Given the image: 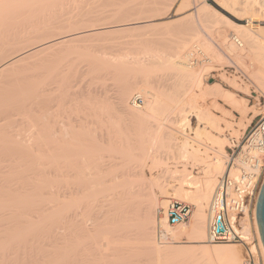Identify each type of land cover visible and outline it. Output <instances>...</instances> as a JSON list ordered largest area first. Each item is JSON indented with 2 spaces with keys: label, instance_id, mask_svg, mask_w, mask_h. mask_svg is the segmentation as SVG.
Masks as SVG:
<instances>
[{
  "label": "bare ground",
  "instance_id": "obj_1",
  "mask_svg": "<svg viewBox=\"0 0 264 264\" xmlns=\"http://www.w3.org/2000/svg\"><path fill=\"white\" fill-rule=\"evenodd\" d=\"M165 1L166 0H117L116 4H109L111 7L115 5V10L105 13L107 12V10H104V12L90 10L92 9L93 5L98 4L99 6L100 3L104 5L103 0H0L1 110H3L4 113H8L11 110L17 111V109H21V111L24 112L23 110L27 107V103H36V101H39L43 98L45 99L46 96L50 97V94L53 95L56 90L60 91L63 89L62 91H60L61 93L65 90L66 91L64 93H69V91L70 93L72 92L71 90H69L72 88L71 66H68L65 69L61 68L62 66H56L53 69L51 68V71L49 70L48 72H46L47 74L45 73L40 77L30 76L28 77L27 83H25V85L23 83H18L20 81L23 82V80H21L22 76L21 79H18L19 73L18 75L17 73L15 75L11 73L14 69L18 68L19 66L22 67V64H24V66L26 64L34 66L35 64L39 65L42 63L44 64L45 62L49 63L51 59H54L51 58L52 55L53 57L56 56L58 50H60L61 52L62 48L65 49L64 47L68 48L72 45H75V48H77L76 45L80 42H83L84 39L85 42H88L86 41L87 38L93 39V37L95 38V36H100L106 33L109 34L119 32L121 33V31H134L140 28H146L150 25H157L149 23L152 20L162 17L161 14L154 15L153 13L158 12L165 4ZM193 1L194 4H196L194 5L192 13L189 14V17L187 16L188 18H186V16L184 17L179 28H176V30L172 32H167L166 35L164 34V38H161L160 45L157 43V41H150L151 39H147L149 41H146L140 39L139 37L138 39H136L141 41H139V43L137 42V44L134 43L138 46V48L136 47V51L132 50L130 51V53L128 51V54L122 57H119V55L118 57L115 55L117 58L115 56L111 57L114 59L116 58L119 61L117 62V65L118 63L120 65V67H118L121 69L122 66L124 67V69L126 68L130 73L129 75H131V72H134V70L137 71L136 75L130 76V78L135 77L134 79H136V81H133L134 79L129 78L127 84L121 85L115 90L114 104L116 107H111V109H115V111L117 110L116 112H118V116L120 115L119 118H113V115L111 114L112 110L109 111L108 106L106 107L108 110L105 108L107 110L106 113H108L109 111V114L111 115L105 114V118H103L104 114L102 115L101 112L103 113L105 111V109L103 111V108L104 106H106L105 102H107L106 100H108V97H106V92L103 93L97 91L98 93H101L97 94L94 90L93 92L88 93V95L84 98L83 96H80L79 98L74 97L76 98L74 104L75 108L73 107L75 112L73 111L74 113H72L75 114V119L74 117H72V124L68 121V123L66 122L64 124H61L62 126H60L55 119L56 117L53 120L46 113V115H37V119H39L40 123L37 126L38 128H36V131L33 133L35 136L34 143L40 146L41 150L39 151L40 153L35 157L36 162L34 164L37 165L38 161H49L52 164L53 168L55 167L54 169L56 170V173H53L55 176H52L51 178L52 181H49L51 182L50 184L52 185V182L53 185L56 183L60 184L61 188H65V193L62 192L64 193L63 195H65L67 192V194H69L70 196L65 195L66 197L64 198H66L67 200H64V198L61 199L62 196H59V194H62V190L59 191L60 193L57 191V187H59L60 185L51 186L49 183L45 182L47 181V179H38L42 181H38L37 179H35L37 180L35 181L36 184L38 183L39 186H33L39 188L41 185L40 188L42 190L33 187V189L31 188L32 190L30 192V189L27 188H29V185H31L30 187H32V184H35L34 181H31L33 183H28L29 185L27 184L28 187L26 185L25 189H23L24 187H21L20 185L13 190L9 189V187L11 188V186H8V181L6 183L1 182V184L4 183L6 187L3 185L2 188L0 187V193L2 191L0 195V218L2 220L0 219V223H2L1 221H6L7 219L9 220L10 215L7 216L8 214L4 213L6 209L11 211V208L16 209L18 207L16 205H19L20 208L18 207L19 209L17 208L15 210L16 213L15 211H13V214L15 215L11 213L12 211H9V213L13 215L11 216L13 217V219L10 217L11 224L15 222H12V220H15V217L17 219V216H19L18 219L22 218L20 221L22 224L24 221L25 225L17 223V221L19 220H16V226L19 224L18 227L21 226L23 230L20 231L18 229V232H16V227L13 228L16 229V231L11 227L10 232L13 233L12 235L10 234V232H8L9 230H7L8 234L7 236H4L7 241L6 243L4 241V237H2L3 234H1L3 232L0 233V237H2L4 241H2V238L0 239L3 242H0V262H2L1 257H3L5 261H8L7 258H5L4 254L5 252H7L8 255L7 249L9 250L10 245L15 244L16 240L23 241V239H25L27 243V238H30L32 233L34 234L35 232L34 235L32 234L33 237L37 235L36 229H38L39 233L38 237L36 238L39 239V236H43L42 232L44 231V228H46L47 231V225L49 228L50 221H53L50 227H52V224L54 229L55 226L56 229H58L57 227L60 226L59 230H61V228L64 226L69 227L71 223V226L69 228H71L72 231V221L70 219L71 222L68 223V218L76 216L75 213L80 211L81 209L84 210L79 206L86 208L87 205L91 203L90 201L92 200L93 196L95 197L96 195H100L99 198H102L101 201H99V199L96 200L98 198L96 196V203L94 199L92 200V203H95L96 207L100 206L98 205L100 203L102 205V208L103 206L108 207V210L106 209L107 212L105 211V215L108 220L106 219V221L104 222V225L108 226L107 231H104L101 234V236L99 237L100 239H93L94 235L96 237L97 234V232L95 231L97 227V219L96 221L90 219L93 220L91 228H88L85 224L86 221L90 218L89 217L88 219H86V216H89V212L92 208H94L93 205L95 204L92 203L91 205L93 207L89 205V207L91 206V209L89 208V210L85 213L84 211L86 210L83 211V213L85 214V216L84 214L83 216L85 218L82 216L83 218L80 219L79 223L76 222L77 220H75L76 226L73 229L76 239L82 237L84 240L86 237L88 238V236H91L87 241L91 239V242H93L91 244L95 246V250L92 251H94V254L97 252L96 254L98 256H96L95 254L96 258L99 257V259L97 260L94 259L95 262H93L95 264L96 262L98 263L99 261L102 262V260H105L104 251L106 252L108 250H111V252L109 253H111L110 256L112 257L117 252L120 253L119 250H125L126 252V248L124 245L128 241H130V239H138L142 243L148 245V251L152 252V254L154 255L156 264H163L167 261L169 263V260H179L180 258L181 262L182 259H184L183 262L186 264H245V262L242 261V253L240 254V250L239 248H237L235 243H230L229 245L223 246H210L206 242L208 224L212 219V214L210 212L209 206L215 190L217 178L226 172L228 156L226 154L225 148L236 145L240 138V134L234 131V134H232L235 136V139H232L233 135H231L232 137H228L227 135H225V129L232 128V122L225 120V117H228L230 120L234 117L232 116V114H230V112H227L222 105L227 106L229 109L235 111L240 116V119L237 123L238 126L244 125L243 121L247 119V114L252 110L254 111L252 113L255 114L250 117L251 120H253L254 116L260 113H264V108L261 106L259 101H257L258 99L255 100L252 105H247L246 100H244L243 98L237 99L234 92L240 91L245 95H248L249 92L248 88L241 87L240 84L238 85L235 81H233L234 79L232 81L229 79L226 80L222 75L226 80V82L224 81V83L228 84L229 89H225L217 83L208 84V74L206 75V72L209 69L208 64H211L213 59L215 61L225 60L227 62L234 63L237 67L240 65L244 69L245 66L243 67V61L248 60V62L250 63V67H252V70L248 72L247 76L255 85L257 92L264 96V27L253 28L252 26L253 20L256 17H264V0H242L241 2H238V0H213L220 8L233 15L238 20L243 21L247 19L246 25H240L232 22L227 17L215 10L205 0ZM69 2H71L72 5L76 4L79 11L77 10L75 12L74 9L75 13H72V11L70 12V10L72 9L69 8L70 10H68L67 7ZM187 3L188 0H181L180 6L183 7V5ZM237 4L239 5V8H235V5ZM76 5H74V7L72 8H76ZM189 5L192 6L191 3ZM187 7L189 6L187 5ZM32 16L38 17L39 19H31ZM112 17L131 19L129 22H126L128 20H123L119 21L120 23L118 24H111L104 27L102 26L74 31L77 30L76 28H78L76 26H82V24L84 25V23L99 22L103 19L107 20V18ZM262 21H264V18L262 19ZM221 24H226L224 25L225 27L227 25L230 26L232 29V31H230L232 33L230 31L226 33L223 28L221 29ZM71 28H74L72 32L68 30ZM63 30L68 31L64 33L59 32ZM56 32H59L61 35L56 37L51 36L52 38H45ZM213 33H215L216 35H213ZM212 35L217 38L216 40L217 42H219L218 45L213 41V38L211 37ZM232 37H235L240 41V47L234 44V42L232 41ZM38 39L42 40L40 43L35 45V41ZM32 41L35 42V46H33L32 48L23 51L22 49H18L22 44H26L29 42L31 44L33 43ZM229 41L231 42L229 43ZM87 44H82V46L78 44V48L85 50L88 54V57H90L94 64L93 67H90L91 69L87 71V73L90 75L89 78L91 79V81H95L98 83H103L104 81L106 82V80L110 78L107 77L111 74V70L109 71L108 68L113 67L112 64L114 62V59L112 60L113 62H111V58L108 59L106 57L108 54H106L104 51L101 52L104 47L99 42L98 46L95 43V46H93V44ZM156 45L159 46L157 47ZM214 45L218 46V49H216V51L218 52H215V50L213 49ZM93 47L95 48L94 50ZM194 47H198L206 55H208V61L196 67H193L188 63V57L190 54L189 50H192ZM49 64L51 65V63ZM240 66L239 68H241ZM209 70L211 71L212 69ZM167 71L169 74L165 75ZM163 72H166L164 74L165 76H167L166 80L168 77H170V82H172V84L170 85L171 88L166 85L169 90H166L167 88L164 89L165 85L163 84V82L167 84L166 82H168L169 80L165 82V76L163 75ZM156 73H158L159 75L162 73V75L164 76L162 77V79L164 78L163 82L161 81L163 84L162 88V84L159 85L160 87H157V85L161 82L155 83L156 81H160L161 78L160 76L158 80V78L155 77ZM137 74L139 76L136 78ZM221 78H219V80L223 81V78ZM30 80H32V82ZM28 81L31 83H29ZM60 92L59 94H61ZM64 93L60 95L62 97H56L60 99L63 98V100H65L69 96H64V98ZM67 93L66 96L68 95ZM134 96H141L143 98L144 102L141 107H136L132 104V98ZM13 108H16V110ZM213 111H218L222 116L214 114ZM89 113H92V115H90ZM190 116L191 118L189 119ZM24 117L27 119L30 125H33L30 121V116L27 113L24 114ZM121 120L128 121V124L129 122L131 124H138L140 131H138L139 137L137 136V140H135L134 138V141H136L135 147L133 145H131L130 147L129 144L125 145V143H128L132 140H130V138L124 139L121 136L123 132L122 125H127L126 123H122L123 121ZM247 121L246 124H248ZM6 123H8L6 118L0 119V144H3L7 147L14 146L18 150L25 149L27 151V149H29L30 147L25 145V141L19 139L16 134H13L11 132V130L7 131L8 128L6 129ZM249 123L251 122L249 121ZM223 124H225V129L223 127ZM30 125L28 126L32 128L33 126ZM186 129L188 130V132L186 131ZM103 145L109 147L105 148L107 150H110V153L115 151H131L130 154L128 153L129 156L138 160V162L140 160L141 163L139 165L134 164L133 166L131 162L132 160L130 159L132 165L131 166L128 162L130 157L125 155L127 156L126 159H128L125 162L128 163L127 166L122 162V164H124L123 167L120 161L118 162L120 163V166L118 163L117 165H115L116 163H110V161L109 164V158L105 159V157H110L112 154H110V156L104 157L102 155L105 154L104 152H102L103 150L101 151V154L98 153L99 150L97 151L98 154L95 151V156L97 155L95 158H93L94 153L93 151H91V153H93L92 159H89L91 158L89 157L88 163L86 160L87 157L91 155L90 149L94 150L93 148H91V146L94 148L95 146H102V148H104ZM145 145H147V147H144ZM112 146H114L115 148H112ZM113 149L116 150L111 151ZM44 151H46L47 153H45ZM135 151H137L138 153L136 154ZM161 152H163V154ZM106 153L109 154V151ZM120 154L123 155L122 153ZM98 155L100 156L98 157ZM113 156L114 155H112L109 160L122 161L123 159L119 156ZM90 160L94 161L90 162ZM148 161L150 162V165H148ZM105 162L108 163L109 166L111 164L114 165H111L109 167L108 164L106 166ZM170 162H173V164H175L174 167L169 165ZM116 166H118V169H115ZM110 168L111 170L109 171ZM188 168L199 169L200 174L197 172L199 176L193 175L191 171L187 170ZM144 169H147L149 171L150 177L146 178ZM70 173L72 175V180H70ZM236 173L237 171L233 166L229 170V175L231 177H235ZM109 174H111L112 176H109ZM65 177L70 178L65 179ZM91 183L93 184V186H91ZM48 184L49 186H47ZM261 184L262 182L257 186L256 194L252 200V204L250 207V213H245V215L240 219V226L242 227L243 231L250 232V220L252 221L256 243L251 247V250L255 254H258L259 252L264 264V249L259 237L255 217L256 199ZM46 186L47 188L45 190ZM50 186L57 189L55 190L51 188L53 189L52 192L54 191L55 194L56 191L59 193L57 196L61 197V200L58 197L55 198V195L53 193V196L51 195L52 197L48 196L49 198H47L46 196H44V194L46 195V192L48 191L49 195L51 194V189L48 190ZM19 187L24 190V192L22 191L23 193L20 192L21 189ZM25 190L26 194L28 193L29 198H27L28 195L26 196V194H24ZM168 190H171L173 192L172 194L177 200L185 203H190L194 207V210L191 211L189 219L190 221L187 227H183L182 224L177 226H170L167 223L166 205L168 202L160 201L159 197H168ZM12 191L17 192L16 195L13 194L15 192L11 193ZM34 193L39 195L34 196ZM30 195L31 197L34 196L35 198H30ZM48 201L50 202V204ZM45 203L51 206L46 205L45 207ZM81 204H83L84 206ZM36 206H39V212L36 213H41L42 215L39 214L41 217H39L38 214L35 215H37L40 219H38L37 216H35L37 218H33L31 216V219L33 220L29 219L30 221L28 220V222H26V218H30L28 216L30 215L29 212L33 211L34 208L36 209ZM72 206L76 207L77 209L79 207L80 209H78L77 211H75L76 208L72 210ZM159 207L165 210L163 216L157 218L155 213L157 212ZM22 208H25L23 213L26 212L27 209H29L30 211L28 210L29 214L27 213V216L24 213L25 216L23 215V217L20 218V215L23 214L21 213V210H23ZM40 208L42 212H40ZM35 209L32 213H35V211L37 210ZM7 210L6 212H8ZM68 211L71 212L68 213ZM69 214H71V216ZM79 214L77 216L80 217L82 214ZM4 215L5 218H7L6 220L3 217ZM77 216L76 218H79ZM34 219H36V221H42L33 222ZM74 219L75 218H73V220ZM84 219L86 220L85 222ZM56 222H58V226L56 225ZM41 223H45V227L43 226L42 228ZM15 224L13 226H15ZM36 225L41 227L40 231L39 227H37ZM121 226L125 228L127 227L129 229L130 227L134 228L135 238H130L132 235L128 238V235L124 234L126 232H122L123 230L121 231L122 234L120 232L119 234L117 233L113 235L109 232L115 231V229V233L119 232V230H121L122 228ZM23 227L27 228L24 229ZM156 227H158V229L160 228V243H157L155 241L156 238L154 239V230ZM2 228L3 227L1 225L0 231H2ZM6 228L7 226H5V230ZM64 228H62V230ZM50 229L51 228L48 229V231H50V234L48 236H45V234H47L46 232L44 233V236L49 241H52V239L54 240L56 236L60 235L62 237L63 235V244L62 242L60 243L62 246L60 245V247H58L59 242L62 241L61 237L59 239V242H56L58 246L54 241L52 243V245L55 246V249L56 247H58L56 252L54 251L55 254H57L56 257L53 256V260L51 258V256L54 255L53 250L49 248V245L51 246V248L54 247L51 244H48L47 247L45 245V247H43L42 245L43 248H40L38 246V243H34L36 244V246L34 245V247L38 246L40 250L44 249L46 251L50 250L52 252V255L50 256L49 254L51 253L47 254L42 250V254L44 253L45 255L47 254V256H50L49 263L47 256H45L46 258H44L43 256L45 262L47 260L48 264H61L65 262H67V264H71L70 260L72 259L71 253L73 250V232L70 231V234H68L69 229H66L68 234L67 237V234L64 235V233L61 234L57 232L59 234L56 235L54 233V238L52 237L50 239V235L52 236V230ZM78 235L81 237H77ZM64 236L65 239L67 238L66 241L64 239ZM7 237L10 238L9 241L7 240ZM58 238L59 237H57L55 241L58 240ZM182 239L187 240L190 244H185L187 243L185 241L180 242ZM25 240L23 242H25ZM87 241L85 240V242ZM19 243V245L21 246V242ZM19 245L17 244L15 246ZM15 246H12L11 248H15ZM35 250L36 251L32 249V251L35 252V258L34 260H30L34 261V264H40L43 260L41 259V257H38L39 261L37 263L35 261L37 260L36 257L38 255L36 254V252L41 253V251L39 249ZM13 251H10L9 254ZM79 252L82 253L81 251ZM31 253L30 256L28 255V260L34 254ZM70 254L71 257H69ZM16 255H18V253H16L15 256ZM86 256L89 257V254ZM107 256L109 255L107 254ZM11 257L8 258L10 259L9 261L12 262L10 263L8 261L9 264H13V261H15L17 258L15 257V259L11 261ZM88 257L87 259H89ZM112 257H106V259ZM87 259L85 260V263L88 261L89 264H91L90 262L92 261ZM19 260L20 259H18V261ZM24 260H26V258L23 259V264L25 262ZM30 260L28 263H25H33L30 262ZM20 262L22 264V259L20 260ZM45 262L43 264H45ZM4 263L8 264L7 262ZM4 263L2 262V264Z\"/></svg>",
  "mask_w": 264,
  "mask_h": 264
},
{
  "label": "rangeland",
  "instance_id": "obj_2",
  "mask_svg": "<svg viewBox=\"0 0 264 264\" xmlns=\"http://www.w3.org/2000/svg\"><path fill=\"white\" fill-rule=\"evenodd\" d=\"M189 1H191V2H189ZM208 4H210L215 10H217L219 13H221L222 15H224L225 17H227L229 20H231L232 22H234V23H236V24H240V25H246V22H247V19H245V20H243V21H240V20H238L236 17H234L233 15H231V14H229L228 12H226L225 10H223L222 8H220L213 0H205ZM241 2L242 0H238V2ZM116 2H117V0H103V3H104V5L102 4V3H100L99 4V6H98V4H96V5H93L92 6V9H90V10H92V11H101V12H104V10L106 11L107 10V12H105V13H108V12H110V11H113V10H115V8H116V6L115 5H113L112 7L109 5V4H116ZM180 2H181V0H166L165 1V4L162 6V8L158 11V12H154L153 14L154 15H156V14H161V18H159V19H155V20H152V21H150V23L149 24H157V25H150V26H148V27H146V28H140V29H137V30H134V31H121V33L119 32V33H106V34H103V35H100V36H102V37H100V36H95V38L93 37V39L92 38H87L86 39V41H88V42H85V39H84V41L83 42H80V43H78V44H80V46H82V44L83 45H85V43L87 44H93V46H95V44L98 46V42L104 47L102 50H101V52H105L106 54H108L106 57L109 59V58H111L112 56L114 57L115 55L118 57V55H119V57L121 56H124V55H126V54H128V51H129V53H130V51H132V50H137L136 49V47L138 48V46L136 45L137 44V42L139 43V41H141V40H137L139 37H140V39H142V40H146V41H149L150 39V41H153V42H156L157 41V43L160 45V41H161V38H164V34L166 35V33L167 32H172V31H174V30H176V28H179L180 27V25H181V22H182V20L184 19V17L186 16V18H188L189 17V14H191L192 13V11H193V8H194V5L196 4H194V1L193 0H188V3L190 4H192V6L191 5H189L188 3L187 4H184L183 5V7L182 6H180ZM101 4H102V6H101ZM72 3L71 2H69L68 3V5H67V7H68V10H70V9H72V10H70V12L72 11V13H75L78 9V7H77V5L76 4H74V5H76V8H72V7H74V5H72ZM106 5H108V6H106ZM187 5L189 6V7H187ZM70 6V7H69ZM95 6V7H94ZM106 6V7H105ZM99 7H100V9H99ZM103 7V8H102ZM105 7V8H104ZM70 8V9H69ZM112 8V9H111ZM192 8V9H191ZM235 8H239V5L237 4V5H235ZM74 9H75V12H74ZM117 10H118V8H117ZM79 11V10H78ZM188 16V17H187ZM14 18H16V17H14ZM18 18V17H17ZM29 18H31V17H29ZM35 18H37V19H39L38 17H33L32 16V18L31 19H35ZM264 17H256L254 20H253V23H252V26H253V28H260V27H264V21H262V19H263ZM12 19V18H11ZM20 19H22V18H20ZM130 19L131 18H120V17H112V18H107V20L106 19H103V20H101V21H99V22H88V23H84V25L82 24V26L81 25H79V26H76V27H78V28H76L77 30H74V28L72 29H68L70 32H72L73 30L74 31H80V29L81 30H84V29H88V28H97V27H104V26H107V25H111V24H118V23H120L119 21H123V20H128V21H126V22H129L130 21ZM131 21H133V20H131ZM91 23V24H90ZM222 25V24H221ZM220 25V26H221ZM224 25H226V24H223L222 26H221V29L223 28V30H225V32L226 33H228L230 30L232 31V29H231V27L230 26H224ZM68 30H63V31H59L60 33H64V32H67ZM230 31V32H231ZM59 32H56V33H54V34H52V35H49V36H47V37H45V38H52V37H56V36H60L61 34L59 33ZM133 33V34H132ZM232 33V32H231ZM58 34V35H57ZM215 33H213V35H214ZM211 36L212 38H213V41L215 42V43H217V45H218V43L219 42H217V38L215 37V36ZM216 35V34H215ZM52 36V37H51ZM143 36V37H142ZM215 37V38H214ZM44 38V39H45ZM137 38V39H136ZM160 38V39H159ZM43 39V38H42ZM42 39H38V40H36L35 42H33V43H31L30 44V42L29 43H26V44H22L18 49H22V51L23 50H27V49H29V48H32L33 46H35V45H37L38 43H40L41 42V40ZM147 39H149V40H147ZM158 39V40H157ZM46 40H48V39H46ZM137 40V41H136ZM231 41H229V43H230ZM34 43H35V45H34ZM95 43V44H94ZM134 43H136V44H134ZM157 43H154V44H157ZM76 45V47L78 48V46L79 45ZM87 44V45H88ZM99 44V45H100ZM158 45V46H159ZM31 46V47H30ZM73 46V47H72ZM72 46H69L68 48H66V47H64L65 49H61V52H60V50H58V52L56 53L57 55L56 56H54L53 57V55H52V57L51 58H54V59H51L50 61H49V63H51V65L49 64V63H47V62H45L44 64L42 63V64H35L36 65V67H35V65L33 66V65H30V64H26L25 66H24V64H22V67L21 66H19L18 68H16V69H14L11 73H13L14 75L17 73V75H18V73H19V75H18V79H21V76H22V79L21 80H23V82H18V83H23L24 85H25V83H27V79H28V77H30V76H38V77H40V76H42V75H44L46 72H48L49 70L51 71V68L53 69L54 67H56V66H59V67H61V68H67L68 66H71L72 67V88L71 89H69V90H71L72 92L70 93V91L69 90H67V91H69V93H70V95H69V93H67L68 95L66 96V93H64L65 91H63L62 93H64L65 95H63V97L65 96V97H68V98H66L65 100H63V98L62 99H60V98H58V97H56V96H60L62 93L60 92V91H62V90H60V91H58V90H56L55 91V93L53 94V92H52V94L53 95H51L50 94V97H45V99L43 98V99H41V100H39V101H36V103L35 102H29V103H27V107L23 110L24 112H22L21 111V109H17V111H13V110H11V111H13V112H11V111H9L8 113L6 112V113H4L3 112V110H1V107H0V119H2V118H6V120H7V122L8 123H6L7 124V126H6V129H7V131L8 130H11V132L13 133V134H16L17 135V137L19 138V139H22L23 141H25V145H27L28 147H30L29 149H27V151L25 150V149H17L16 147H14V146H4L3 144H0V184H1V182H7V184H8V186L10 185L11 186V188L9 187V189H16L18 186H20L21 185V187H24L23 189H25V187H26V185L29 183L30 184V182L31 181H37L38 179H47V181H45V182H47V183H51V182H49L50 180H51V178H52V176L54 177L55 175V173H56V170L53 168V166H52V164L49 162V161H46V160H43V161H38L37 162V165H35L34 163L36 162V156L40 153L39 151L41 150V148H40V146H38L37 144H35L34 143V138H35V136H34V132L36 131V128H38L37 126L39 125V123H40V121H39V119H37L38 117H37V115L38 116H40V115H48L49 117H51L53 120H54V118L56 119V121L59 123V125L60 126H62L61 124H64V123H68V121L72 124V117H74V119H75V114H73L75 111H74V109H73V107L75 108V106H74V104H75V99L76 98H79L80 96H83V98L85 97V96H87L88 95V93H90V92H93V90L94 91H96V93L97 94H101V93H98V92H103V93H105L106 92V97H108L107 99L108 100H106L107 102H105V104H106V106H104V108H103V111H104V109L108 106L109 107V111H111L112 109H111V107H116L115 106V104H114V94H115V90L117 89V88H119L121 85H125V84H127V81H129V78H130V76L132 75V76H134V75H136V73H137V71L136 70H134V72H131L132 74L131 75H129L130 73H129V71L125 68L124 69V67L122 66V69L121 68H119L120 67V65H119V63H118V65H117V62H119L116 58L114 59V58H111V62H113V64H112V66L114 67H112V68H108L109 69V71H110V75L107 77V78H109V79H107L106 80V82L104 83H98V82H95V81H91V79L89 78V74L87 73V71H89L92 67H93V62H92V60L90 59V57H88V54L86 53V51L85 50H82V49H80V48H75V45H72ZM157 46V45H156ZM157 46V47H158ZM219 47H221V46H219ZM25 48V49H24ZM135 48V49H134ZM223 48V47H222ZM95 48L93 47V50H94ZM213 49L215 50V52H218V51H216V49H218V46H216V45H214V47H213ZM224 50V49H223ZM135 51H133V52H135ZM225 51V50H224ZM191 52V50H189V53ZM220 52V51H219ZM122 54V55H121ZM208 56V55H207ZM114 59V60H113ZM126 59V58H125ZM113 60V61H112ZM214 61V62H213ZM250 61V60H249ZM39 63V62H38ZM116 63V64H115ZM212 63H213V65H212ZM212 63L211 64H208V66H209V69H212L211 71L208 69V71L206 72V75H207V77H208V79H207V83L208 84H213V83H217V84H220L223 88H225V89H229V87H228V84H226V83H224V81L226 82V80L227 79H229V80H233V81H235L238 85L240 84V86L241 87H243V88H248V92H249V94L248 95H245L244 93L242 94V92H240V91H236V92H234L235 94H236V98L237 99H241V98H243L244 100H246V103H247V105H252L253 103H254V101L255 100H257V101H259V103L261 104V106L264 108V96L263 95H261L259 92H257V90H256V87H255V85L252 83V81L248 78V72H250L251 70H252V67H250V63L248 62V60L247 61H243V67L245 66V69L244 68H242V66H240L241 68H239V66L237 67L234 63H232V64H234L235 66H236V68L237 69H240L242 72H243V74H244V76H245V79H241V78H239L238 76H236V75H233L232 73H230V71H231V69H229V68H227L228 66H229V63L230 62H227V61H225V60H212ZM61 64H63V65H61ZM65 64V65H64ZM70 64V65H69ZM30 65V66H29ZM48 65V66H47ZM28 66V67H27ZM63 66H65V67H63ZM119 66V67H118ZM248 66V67H247ZM31 67V68H30ZM40 67V68H39ZM91 67V68H90ZM210 67H213V68H210ZM29 68V69H28ZM88 68V69H87ZM107 68V67H106ZM37 69V70H36ZM214 69V70H213ZM16 70V71H15ZM31 71V72H30ZM136 71V72H135ZM28 72H30V73H28ZM225 72H227V73H225ZM77 73V74H76ZM81 73V74H80ZM84 73V74H83ZM135 73V74H134ZM159 73V72H158ZM158 73H156V75H155V77H157L158 78V80H159V78H160V76H161V78H160V81H156L155 83H158V82H163V79L165 80V82L167 81V80H169L168 82H166L167 84H165L164 82H163V84L165 85V88L164 89H166L167 87H166V85L168 86V87H170V85L172 84V82H170V77H168L167 78V80H166V77L167 76H165V75H167V74H169L168 73V71H167V73L165 74L164 72H163V75L165 76H163L162 75V73L159 75ZM34 74V75H33ZM47 74V73H46ZM83 74V75H82ZM225 77V79L223 78V76ZM139 75L137 74V76H136V78L138 77ZM169 76V75H168ZM213 76V77H212ZM223 78H221V77ZM24 77V78H23ZM162 77H164L163 79H162ZM217 77V78H216ZM135 78V77H134ZM134 78H130V79H134ZM219 78H221L223 81H221V80H219ZM26 79V80H25ZM111 79V80H110ZM36 80V79H35ZM31 82H32V80H30ZM133 81H136V79H134ZM171 81H172V79H171ZM29 82V81H28ZM31 82H29V83H31ZM34 82V81H33ZM162 82L161 83H159L158 85H157V87H160L159 85L160 84H162ZM13 83H15V82H13ZM170 83V84H169ZM163 84H162V86H161V88L163 87ZM102 85V86H101ZM155 85V84H154ZM171 88V87H170ZM149 90V89H148ZM166 90H169V88H167ZM98 91V92H97ZM59 92L61 93V94H59ZM80 94V95H79ZM84 94V95H83ZM90 95V94H89ZM60 97H62V96H60ZM64 97V98H65ZM71 97V98H70ZM74 97H76V98H74ZM59 99V100H58ZM64 102H63V101ZM81 100V99H80ZM1 102V101H0ZM3 102V101H2ZM63 103V104H62ZM1 105H2V103H0ZM82 104V103H81ZM83 104H84V102H83ZM104 104V105H105ZM207 104H209V103H207ZM73 105V106H72ZM221 105H222V103H221ZM61 106H62V108H61ZM79 106V105H78ZM223 106V108H225V110L227 111V112H230V114H232V116L234 117V118H232L231 120L228 118V117H225V120H228V121H230V122H232V128L230 129H225L226 127H225V124H223V127H224V129H225V135H227L228 137H232L231 135H233L234 134V132H238L237 134L239 135V140H238V143L240 142V144H242V141L244 140V138H245V135L247 134V131L249 130V125L248 124H250L249 123V121L251 122L252 120L250 119V117L252 116V115H254L252 112H254L253 110L250 112V113H248L247 114V119H245L244 121H243V123H244V125L243 126H238L237 125V123H238V121H239V119H240V116L235 112V111H232L231 109H229L227 106H225V105H222ZM3 107V106H2ZM18 107V106H17ZM32 107V108H31ZM34 107H35V109H34ZM29 108H31V109H29ZM262 108V109H263ZM13 109H15L16 110V108H13ZM72 109V110H71ZM107 109V108H106ZM105 109V111L102 113L101 112V114L103 115L104 114V116H103V118H105V114H108V115H113V118L114 117H116V118H119V116H118V112H116L115 111V109H113L112 111H111V114H109V111H108V113H106V111L108 110H106ZM32 110V111H31ZM74 111V112H73ZM11 112V113H10ZM41 112V113H40ZM73 112V113H72ZM22 113H23V115H22ZM25 113H27L29 116H30V121L32 122V124L33 125H30L29 123H28V121H27V119L24 117V114ZM46 113V114H45ZM94 113V112H93ZM213 113L214 114H216V115H218V116H222L218 111H213ZM2 114V115H1ZM4 114V115H3ZM90 114V113H89ZM33 115V116H32ZM53 115H55V116H53ZM73 115V116H72ZM90 115H92V113L90 114ZM118 116V117H117ZM2 117V118H1ZM32 117V118H31ZM102 117V116H101ZM106 117H107V115H106ZM111 117V116H110ZM255 117V116H254ZM11 118V119H10ZM116 118H114V119H116ZM191 118V116L189 117V119ZM32 119V120H31ZM250 119V120H249ZM254 119V118H253ZM248 120V121H247ZM121 121H123V120H121ZM246 121H247V123L248 124H246ZM10 122V123H9ZM128 121H123L122 123H126L127 125H125V124H123L122 126V130H123V132H122V137L125 139H128V138H130V140H132V141H130V142H128V143H125V145L126 144H129V146L131 147V145H133L134 147H135V142L136 141H134V138H135V140H137L136 138H137V136L139 137V133H138V131H140V128H139V126H138V124H136V123H130L129 122V124H131V125H129L128 123H127ZM253 122H254V120H253ZM121 123V124H122ZM234 124V125H233ZM28 125H30V126H33L32 128L31 127H29ZM10 126V127H9ZM245 126H246V128H245ZM153 129V128H152ZM186 131L188 132V130L186 129ZM234 131V132H233ZM233 133V134H232ZM136 134V135H135ZM138 134V135H137ZM132 138V139H131ZM232 139H235V136L233 135V137H232ZM104 146V148H102V146H95V148L94 147H92L91 146V148H93L94 150H92V149H90V156H86L87 157V162L89 161L88 160V158L89 157H91V158H89V159H92V154L96 151V153H97V151H98V153L99 154H101V151L102 152H104L105 154H102L104 157L105 156H110V154H112V155H114V156H119L120 158H123L122 159V161L121 160H109L110 159V157H112V155L110 156V157H105V159H108V163H109V161H110V163H113L114 162V164L115 165H117V163L120 161V163L122 164V162L124 163V164H126V166H127V164L128 163H125L128 159H126L127 158V156H129V154L131 153V151H122V152H120V151H118L119 152V154L120 153H122L123 155H119L118 154V152H116L115 150L117 149H113V150H111V151H115V152H111L110 153V150H107L106 148H109V147H106L105 145H103ZM128 146V147H129ZM132 146V147H133ZM228 146V145H227ZM106 147V148H105ZM144 147H147V145H145ZM98 148V149H97ZM112 148H115L114 146H112ZM225 150H226V154H227V156L229 157L230 156V150H229V147H226L225 148ZM91 151H93V153H91ZM109 151V154L108 153H106V152H108ZM45 153H47L46 151H44ZM124 152V153H123ZM97 153V154H98ZM126 153V154H125ZM129 153V154H128ZM135 153L137 154L138 152L137 151H135ZM162 154H163V152H161ZM88 154V153H87ZM86 154V155H87ZM108 154V155H107ZM94 156H93V158H95L96 156H95V153L93 154ZM125 155H127V156H125ZM100 155H98V157H99ZM113 156V157H114ZM125 157V158H124ZM130 157V156H129ZM130 159L132 160L131 162H132V165L134 166V164H137V165H139L140 163H141V161L139 160V162H138V160H136V159H134L133 157L131 158H129V160H128V162L130 163V165H131V162H130ZM95 160V159H94ZM94 160H90V162L91 161H94ZM134 160V161H133ZM107 161V160H106ZM228 161V160H227ZM87 162H86V164H87ZM89 163V162H88ZM108 163H106L105 162V164H106V166H107V164ZM109 163V164H110ZM120 163H118L119 164V166H120ZM148 163V165H150V162L148 161L147 162ZM109 164H108V166H109ZM114 164H111V165H114ZM124 164H122L123 165V167H124ZM110 165V166H111ZM122 165H121V167H122ZM131 165V166H132ZM169 165L170 166H173L174 167V165L175 164H173V162L171 163H169ZM109 166V167H110ZM173 167H172V169H173ZM171 168V167H170ZM115 169H118V166H116L115 167ZM119 169H121V168H119ZM111 170V168L109 169V171ZM187 170H189V171H191L192 172V174L193 175H195V176H199V172H200V170L199 169H194V168H188ZM197 172L199 173V174H197ZM41 173H43V174H41ZM54 173V174H53ZM109 173H111V172H109ZM42 176H41V175ZM144 174H145V176H146V178H148V177H150L149 175H150V173H149V171L146 169H144ZM156 174V173H155ZM155 174H153V175H155ZM39 175V176H38ZM70 175H71V173H70ZM111 174H109V176H110ZM112 176V175H111ZM70 178V177H69ZM69 178H66L65 177V179H69ZM35 179H37V180H35ZM53 179H55V178H53ZM42 180H38V181H42ZM70 180H72V175H71V179ZM52 181V180H51ZM31 183H33V182H31ZM6 184V185H7ZM28 184V185H29ZM49 184L47 185V186H49ZM2 185L3 186H5L4 185V183L3 184H1L0 185V187L2 188ZM28 185H27V187H28ZM33 185H36V186H39V184L37 183L36 184V182H35V184H32V187H30L31 185H29V188H27V189H30L29 190V192L33 189V187L34 188H38V187H36V186H33ZM51 185V184H50ZM54 185H56V186H58V185H60V184H58V183H56V184H54ZM53 185V182H52V185L51 186H54ZM47 186L45 187V190H46V188H47ZM49 187L48 188V190H50L51 188H53V187ZM91 186H93V184L91 183ZM6 187V186H5ZM21 187H19L20 189H21V191L20 190H17V191H20L21 193H23L24 192V190L21 188ZM40 187H41V185H40ZM38 188L39 190H42L41 188ZM8 188V187H7ZM6 188V189H7ZM18 188V189H19ZM32 188V189H31ZM58 188V190L56 189V188H53V189H55V190H57L58 192L59 191H61V193L62 192H64L65 193V188L63 187V188H61V185L59 186V187H57ZM26 189V190H27ZM53 189H51V194L49 195V191L48 192H46L47 194L45 195L44 194V196H46L47 198H49L51 195L53 196V194L55 195V198L56 197H58L59 199L61 198V197H59V196H62V198L61 199H63L64 197H66L65 195H69V194H67V192H66V194L65 195H63L64 193H62V194H59L57 191H56V194L54 193V191L52 192V190ZM26 190H25V193L24 194H26ZM35 190V189H34ZM44 190V189H43ZM64 190V191H63ZM97 190V189H96ZM23 191V192H22ZM13 192H15V191H12L11 193H13ZM32 192H35V191H32ZM31 192V193H32ZM42 192H44V191H42ZM168 192H169V195H168V197H159V199H160V201H169L170 199H174V200H177L176 198H174V195L172 194L173 192L171 191V190H168ZM1 193H2V191H1ZM1 193H0V195H1ZM16 193L17 192H15V193H13V194H15L16 195ZM37 193V192H36ZM53 193V194H52ZM33 194V193H32ZM39 194H40V192H39ZM39 194H35L34 193V196H36V195H39ZM59 194V196H57ZM28 195V193L26 194V196ZM25 196V195H24ZM33 196V195H32ZM33 196V197H34ZM49 196V197H48ZM51 196V197H52ZM70 196V195H69ZM97 196V195H96ZM95 196V197H96ZM173 196V197H172ZM33 197H31V195H30V198H32L33 199ZM95 197L93 196V198H92V200L94 199V201H95V203H96V200H98L99 199V201H101V199L99 198L100 197V195L99 196H97L96 198V200H95ZM27 198H29V195L27 196ZM35 198V197H34ZM54 198V197H53ZM60 199V200H61ZM66 198H64V200H65ZM69 199V198H68ZM31 200V199H30ZM67 200V199H66ZM92 200L90 201L91 203H92ZM93 201V202H94ZM178 201H180V200H178ZM49 202V201H48ZM182 202V201H181ZM91 203H89V205H91ZM95 203H92V204H95ZM185 203V202H184ZM49 204H50V202H49ZM49 204H46L45 203V207H46V205L47 206H51V205H49ZM97 204H98V201H97ZM136 204V203H135ZM168 204V203H167ZM186 204H189L190 206H191V211L192 210H194V207L190 204V203H186ZM81 205H83V204H81ZM89 205H87V207L85 208V207H81V206H79L80 208H83L84 210H86V211H84V210H80V211H78L79 213L80 212H82V213H80V214H82L80 217L79 216H77L79 213L78 212H76L75 213V211H77L78 209H80L79 207H78V209L76 208V207H73L72 208V210L73 209H75V211H74V213L76 214V216L77 217H79V218H76V216H72V218L70 217V218H68L69 219V221H68V223H70L71 221H72V231H71V228H69L70 226H71V223H70V226L68 227L67 225V227H62V228H64L63 230H62V228H61V230H59L60 229V226H58L59 224H58V222H56V225L58 226L57 228L58 229H56V226H55V224H54V226H55V229H56V232H55V229H54V227H53V224H52V227H50L51 226V223H53V221L51 222L50 221V226H49V228H51L50 230H52V232H51V234H52V236L50 235V239L53 237L54 238V233L57 235V234H59V233H61V234H63L64 233V235H66L67 234V230L66 229H69V232H68V234H70V231L71 232H73L72 233V259L70 260V263L71 264H73V262H74V264H77V263H79V264H84L85 263V260L87 259V257L88 256H86V255H88L89 254V259H87V260H90V261H92V262H90L91 264H95L94 262H95V260H97V259H99V257H97L96 258V256H98L96 253V256H95V254L93 253L94 251H92V250H95V246L93 245V244H91V243H93V242H91V239L89 240V241H87L91 236H88V238L86 237L84 240H83V238L81 237V236H77V237H81V238H77L76 239V236H75V232H74V228H75V224H76V222H80V219H82L84 216H85V212H87L88 210H89V208L91 209V206L89 207ZM98 205H100V206H98V207H96V204L95 205H93L94 206V208H92L91 209V211L89 212V216H86V219H88L89 217V219L86 221L85 219H84V222L86 221V225H87V227L88 228H91V226H92V224H93V220H95L96 221V219H97V221H96V223H97V227H96V232H97V234H96V237H95V235H94V237H93V235H92V237H93V239L94 238H97V239H100L99 237L101 236V234L105 231H107V228H108V226H106V225H104V222L106 221V215H105V213L107 212V210H108V207L107 206H103V208L101 207L102 205H101V203L100 204H98ZM137 205V204H136ZM16 206H18L19 207V205H16ZM84 206V205H83ZM92 206V207H93ZM135 206V205H134ZM167 206V205H166ZM17 207V208H18ZM21 207H22V205H21ZM25 207V206H24ZM101 207V208H100ZM124 207H128V206H124ZM16 208V207H15ZM16 208V209H17ZM20 208V207H19ZM18 208V209H19ZM27 208V207H26ZM97 208V209H96ZM13 208H11V211L10 210H7L8 212H6V210H5V212L4 213H7V214H5V215H7V216H9V220H10V217L11 216H13V215H15V214H13V211H15L16 209H13ZM23 209V208H22ZM35 209V208H34ZM34 209H33V211H34ZM37 209V210H36ZM36 211H35V213H32L33 211H31V212H29L30 213V215H28L30 218H26V222H28V220L30 219V220H33V219H31L32 217L33 218H37L38 216L39 217H41L39 214H41V213H36V212H39V206L37 207L36 206ZM107 209V210H106ZM123 209V208H122ZM21 210V209H20ZM19 210V211H20ZM25 210V208L23 209V210H21V213H23V211ZM28 210L29 209H27V211L26 212H24L25 214H26V216H27V213H28ZM40 210H41V208H40ZM71 210V211H72ZM164 210L165 209H163V208H161V207H159L158 208V210H157V212L155 213V215H156V217L157 218H160V217H162L163 216V213H164ZM9 211L13 214H11V213H9ZM18 211V210H17ZM30 211V210H29ZM71 211H68V213L69 212H71ZM83 211H84V213H83ZM106 211V212H105ZM40 212H42V210L40 211ZM73 212V211H72ZM93 212V213H92ZM15 213H16V211H15ZM21 214L20 215V218L21 217H23V215L25 216V214ZM28 213V214H29ZM73 213V214H74ZM78 213V214H77ZM19 214V213H18ZM32 214V215H31ZM34 214V215H33ZM35 214H38V216L37 215H35ZM72 214V215H73ZM79 214V215H80ZM83 214H84V216H83ZM5 215L3 216L4 218H5ZM42 215V214H41ZM70 216H71V214H69ZM32 216V217H31ZM35 216H37V217H35ZM83 216V217H82ZM2 217V218H3ZM18 218H19V216H17ZM38 217V219H40ZM12 219H13V217H11ZM16 219V217H15V220H12V222L13 221H15V222H13L12 224H11V220L9 221L7 218H5V220L7 221H1L2 223H0L1 225H2V231H0V233L1 232H3V233H1V234H3V236L2 237H4V236H7V230H9L8 232H10V230H11V227H12V229L13 228H15L16 227V229H17V231H16V229H13V230H15L16 232H18V229L21 231V230H23L22 228H21V226L20 227H18V225L21 223V219ZM73 218H75L74 220H73ZM85 218V217H84ZM1 219V218H0ZM23 219H25V218H23ZM42 219V218H41ZM70 219H71V221H70ZM90 219H93V220H90ZM189 219H190V217H189ZM187 220L186 221V223L185 224H182V226L183 227H187L188 226V223H189V221L190 220ZM2 220V219H1ZM16 220H19V221H17V223H19L17 226H16ZM29 220V221H30ZM75 220H77L76 222H75ZM79 220V221H78ZM108 220V219H107ZM37 221H42V220H37ZM36 221V219H34V221L33 222H37ZM82 221V220H81ZM49 222V221H48ZM10 223V224H9ZM54 223H55V221H54ZM77 223V224H78ZM90 223V224H89ZM5 224V225H4ZM7 224V225H6ZM15 224V226H13ZM23 224L25 225V222L23 221ZM22 223H21V225H23ZM27 224V223H26ZM1 225H0V229H1ZM9 225V226H8ZM28 225V224H27ZM41 225H42V228H43V226L44 225H46L45 223L43 224V223H41ZM63 225H65V224H63ZM103 227H102V226ZM5 226H7V228H6V230H5ZM37 226V225H36ZM74 226V227H73ZM18 227V228H17ZM29 227V226H28ZM37 227H39V226H37ZM45 227V226H44ZM122 227V226H121ZM182 227V228H183ZM9 228V229H8ZM24 229H26L25 227H23ZM48 225H47V231H48ZM40 229H41V227H39V231H40ZM124 229H125V231H124ZM37 230V232H36V236H34L33 237V235L35 234V232H34V234L32 235L31 234V237L30 238H27V243H26V240L25 239H23V241L25 240V242H23L22 240H16L17 241V243H16V241H15V244H13V245H10V247H9V250L7 249V251H8V255H7V252H5V258H7V260L9 261L10 259H8V258H10L11 257V255H12V259H11V261H13V259H15V257H17L18 259H22V264H23V259L24 258H26V260H24L26 263H28L29 262V260L30 259H32V260H34V258H35V252L34 251H36L35 249H39L40 250V248L42 247V245H43V247H47L48 246V244H51L52 245V243H53V241L56 243L57 241L59 242V239H60V235L59 236H56V238L57 237H59L58 238V240H56L55 241V239L53 240L52 239V241L50 240H48V239H46V237L45 236H48L49 234H50V231H46V228H44V231H43V229H42V233H43V236H39V239H37L36 237H38V235H39V233H38V229H36ZM54 230V231H53ZM66 230V231H65ZM123 230V231H122ZM129 230V231H128ZM131 230V231H130ZM132 230H134V228H131L130 227V229L129 228H125V227H122L121 228V230H119V232H116L115 233V231H116V229H115V231H109L110 233H112L113 235H115V234H119L121 231L122 232H126V233H124V234H127L128 235V238H129V236H131L130 238H132V237H134L135 238V236H134V232H135V230L134 231H132ZM65 231V232H64ZM47 233V234H45V236H44V233ZM57 232H59V233H57ZM122 232H121V234H122ZM160 228L158 229V227H156L155 228V230H154V239L156 238V242L158 243H160L161 242V240H160ZM250 232H251V234H252V236H253V238H254V240H255V243H256V237H255V233H254V230H253V226H252V221L250 220ZM5 233V234H4ZM131 233V234H130ZM133 233V234H132ZM1 234H0V236H1ZM10 234L12 235L13 233H11L10 232ZM10 234H9V236H10ZM30 234V233H29ZM68 234L66 235V237L68 236ZM93 234V233H92ZM41 235V234H40ZM76 235H77V233H76ZM126 235V236H127ZM73 236H75V237H73ZM2 237H0V239L2 238ZM33 237V238H32ZM41 237V238H40ZM35 238H36V240H35ZM49 238V237H48ZM63 238V235H62V237H61V239ZM137 238V237H136ZM9 239L10 238H8L7 237V240L9 241ZM64 239H65V236H64ZM76 239V240H75ZM81 239H82V241H81ZM29 240V241H28ZM33 240V241H32ZM40 242H39V241ZM47 240V241H46ZM67 240V238L65 239V241ZM73 240H75V241H73ZM81 242H80V241ZM85 240L87 241V242H85ZM96 240V239H95ZM2 241H3V238H2ZM1 240H0V242H2ZM4 241H5V243L7 242L6 241V239H5V237H4ZM3 241V242H4ZM44 241V242H43ZM63 239H62V241H60L59 242V246H58V242L56 243V245L58 246V247H60V243L62 242V244H63ZM98 241V240H97ZM187 242V243H185V244H190V243H188V241L187 240H184V239H182L180 242ZM2 242V243H3ZM19 242H21V246L19 245L20 243ZM29 242H31V243H29ZM85 242V243H84ZM88 242H90V243H88ZM95 242V241H94ZM128 242H129V245H128ZM124 246H125V248H126V252H125V250H119L120 251V253H116V254H114V256L112 257V256H110L111 255V253H109V252H111V250H108V251H104V253H105V260H102V262H96V264H103V261H104V264H156L155 263V258H154V255L152 254V252H150V251H148L149 249H148V245H146L145 243H142L140 240H136V239H130V241H128ZM141 242V243H140ZM28 243H29V245H28ZM34 243H38V246L40 247H34V245L36 246V244H34ZM42 243V244H41ZM54 243V244H55ZM19 245V246H15V245ZM25 244V245H24ZM32 244V245H31ZM47 244V245H46ZM89 244V245H88ZM177 244V243H176ZM230 243H225V244H214V245H218V246H223V245H229ZM22 245H23V247H22ZM45 245V246H44ZM80 245V246H79ZM88 245V246H87ZM92 245V246H91ZM132 245V246H131ZM210 245V244H209ZM235 245L237 246V248H239V250H240V254H241V257H242V261L244 262V250H243V247L241 246V245H238V244H236L235 243ZM12 246H15V248H11ZM32 246V247H31ZM52 246H54V245H52ZM62 246V245H61ZM90 246V247H89ZM124 246H122V247H124ZM127 246H128V248H127ZM130 246V247H129ZM210 246H213V245H210ZM17 247H20V248H17ZM42 247V248H43ZM58 247H56V249H55V246L54 247H52L51 248V246L49 245V248L50 249H52L53 250V253H54V255H52V252L50 251H46V250H44V249H42L44 252H46L47 254L48 253H51V254H49L50 256H51V258L53 257V256H55L56 257V255L57 254H55V252H56V250L58 249ZM85 247V248H84ZM121 247V246H120ZM133 247V248H132ZM34 249V251H32V249ZM48 248V249H49ZM83 248V249H82ZM88 248V249H87ZM94 248V249H93ZM16 249V250H15ZM18 249V250H17ZM24 249V250H23ZM31 249V250H30ZM77 249H78V251H77ZM120 249V248H119ZM122 249H124V248H122ZM13 250H15V251H13ZM28 250H29V252H28ZM42 250H40L41 251V253L39 252H36V254H38L37 255V260L35 261L36 263L39 261L38 260V257L40 258L41 257V259H43L42 261H41V259H40V261H41V263L43 264L44 262H45V259L44 258H46L45 256H47V254L45 255L44 253V255L42 254ZM85 250H86V253H85ZM90 250V251H89ZM132 250V251H131ZM10 251H13V252H15V253H13V252H11L10 254H9V252ZM31 251H32V253H34L30 258H29V260H28V255L30 256V253H31ZM55 251V252H54ZM79 251H81L82 253H80ZM124 251V252H123ZM84 252V253H83ZM91 252H92V254H91ZM13 253V254H12ZM16 253H18V255H19V257H18V255H16L15 256V254ZM31 253V254H32ZM40 254V255H39ZM71 254L69 255V257H71ZM83 254V255H82ZM107 254L109 255V256H107ZM118 254V255H117ZM3 255V256H4ZM47 256V258H48V263H49V259H50V256ZM59 255V254H58ZM92 255V256H91ZM116 255H117V257H116ZM258 255H259V257H260V254H259V252H258ZM24 258H23V257ZM27 256V257H26ZM43 256H44V258H43ZM93 256H94V258H93ZM122 256V257H121ZM74 257V258H73ZM106 257H112V258H107L106 259ZM115 257V258H114ZM2 258V262L4 263V262H7L8 264H9V262L8 261H5L4 260V258L3 257H1ZM16 258V263H15V261H13V264H21V262H20V260L18 261V259ZM54 258V257H53ZM53 258H52V260H53ZM86 258V259H85ZM69 259V258H68ZM95 259V260H94ZM32 260H30V262H33V263H30V264H34V261H32ZM175 260V261H174ZM174 260H169V263H168V261L166 262L167 264H186V263H184L183 262V260L184 259H182V262H181V258L178 260H176V259H174ZM17 261H18V263H17ZM51 261V260H50ZM68 261V260H67ZM72 261V262H71ZM94 261V262H93ZM106 261V262H105ZM114 261V262H113ZM126 261V262H125ZM179 261H180V263H179ZM2 262H0L1 264H2ZM24 262V264H26ZM60 262H62V261H60ZM59 262V263H60ZM69 262V261H68ZM10 263H12V262H10ZM40 263V264H41ZM47 263V260H46V262H45V264ZM47 263V264H48ZM87 264H89V262L87 261L86 262ZM85 263V264H86ZM166 263H163V264H166ZM5 264V263H4ZM61 264H67V262H65V263H61ZM69 264V263H68Z\"/></svg>",
  "mask_w": 264,
  "mask_h": 264
},
{
  "label": "built area",
  "instance_id": "obj_3",
  "mask_svg": "<svg viewBox=\"0 0 264 264\" xmlns=\"http://www.w3.org/2000/svg\"><path fill=\"white\" fill-rule=\"evenodd\" d=\"M232 41L241 46L237 38L232 37ZM206 61L208 56L201 49L194 47L191 50L189 65L196 67ZM227 68L233 75L245 79L243 72L234 64L229 63ZM143 102L141 96L132 98L136 107H141ZM253 120L242 144L239 142L229 147L226 172L217 178L209 206L212 219L208 224L206 242L210 245L236 243L243 247L245 264H263L261 257L251 250L255 245L251 232L243 231L240 226V219L245 213H250L257 186L264 179V113L256 115ZM233 166L237 171L235 177L229 175ZM190 214L189 204L174 199L168 201L166 218L170 226L186 223Z\"/></svg>",
  "mask_w": 264,
  "mask_h": 264
},
{
  "label": "water",
  "instance_id": "obj_4",
  "mask_svg": "<svg viewBox=\"0 0 264 264\" xmlns=\"http://www.w3.org/2000/svg\"><path fill=\"white\" fill-rule=\"evenodd\" d=\"M255 217L258 227L259 237L264 249V179L259 189L255 205Z\"/></svg>",
  "mask_w": 264,
  "mask_h": 264
}]
</instances>
